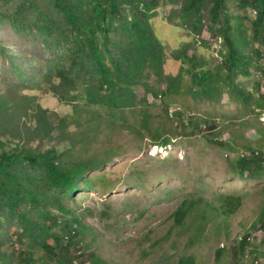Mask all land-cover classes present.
I'll use <instances>...</instances> for the list:
<instances>
[{
  "label": "rangeland",
  "instance_id": "1",
  "mask_svg": "<svg viewBox=\"0 0 264 264\" xmlns=\"http://www.w3.org/2000/svg\"><path fill=\"white\" fill-rule=\"evenodd\" d=\"M229 6L236 39L254 62L251 75L241 76L237 82L257 99L264 95V64L254 53L257 45L252 40L251 25L255 15L251 9L239 8L235 1ZM180 9L181 0L162 3L151 20L167 55L191 45L190 54L196 53L199 64L216 71L225 51L222 40L207 31L195 35L180 19ZM8 10L2 7L4 13ZM204 13L208 21V11ZM19 27L8 17L0 20V104L9 109L13 130L21 127L17 140L12 136L6 142L14 148L41 151L57 146L62 152L72 144L68 135L55 130L49 138L34 136L29 131L34 127L31 114L42 108L55 125L75 114L84 123L91 117L87 112L98 108L86 105L81 79L65 101L54 94L60 83L57 69L71 65L61 36L42 35L27 23ZM183 67L168 57L165 73L177 75ZM184 79L191 82L186 74ZM145 82L155 90L162 88L155 77ZM136 93L139 98L147 97L151 130L170 137L171 144L153 145L150 134L140 127L132 112L113 115L98 109L100 130L90 134L84 145H77L73 155L109 160L101 170L89 173L90 185L81 183L73 198L64 202L69 213L49 207L54 216L64 221L77 216L87 226L80 236L81 244L72 248L74 254L79 253L76 262L91 264L99 258L106 264H178L180 258L193 256L195 264H264V229L258 221L264 208V176L259 180L241 178L233 170L239 157L250 155V148L264 153V111L253 103L245 105L227 92L215 102L198 101L184 92L169 101L167 112L164 99L147 95L143 85L136 88ZM75 104L82 109L76 111ZM142 109L145 107L139 111ZM180 117L192 118L193 125L188 129L178 126ZM72 121L68 118L71 133L83 131V126ZM211 140L227 143L228 147ZM228 197L239 199L236 211L231 215L207 213L202 227L198 216L201 206L208 202L220 208ZM184 201H192L195 207L185 224L176 227L172 215ZM30 214L42 223L46 221L36 212ZM62 225L61 221L53 232L62 233ZM20 234L17 218L0 216V264H22L26 252L32 254L36 264H43L42 250L22 240ZM246 234L250 245L241 253L239 242ZM48 264L55 263L48 258Z\"/></svg>",
  "mask_w": 264,
  "mask_h": 264
},
{
  "label": "trees",
  "instance_id": "2",
  "mask_svg": "<svg viewBox=\"0 0 264 264\" xmlns=\"http://www.w3.org/2000/svg\"><path fill=\"white\" fill-rule=\"evenodd\" d=\"M176 1L0 0V20L8 17L15 27L27 23L42 35L61 36L71 61L69 68L57 69L56 77L60 83L55 87L54 94L61 101L67 99L71 88L81 79L87 106L107 110L113 115L132 112V117L138 118L135 119L140 127L150 134L153 145L166 147L171 144L170 137L161 136L150 128L152 116L146 110L147 97L139 98L136 93V88L141 85L146 88L147 95L164 99L167 112L169 101L181 97L184 92L195 100L210 102L219 101L227 92L231 96L236 95L245 105L253 103L258 110L264 111V95L256 99L237 82L239 77L251 75L254 62L236 39L237 30L232 23L229 6L235 1L239 8L254 12L251 25L252 40L257 45L254 53L264 64V0H181L180 19L185 26L195 35L201 36L207 31L212 37L222 40L225 51L221 52L222 61L216 71L199 64L196 53L190 54L191 45L176 49L168 56L164 44L156 36L151 20L156 17L162 3ZM2 7L8 8V12L4 13ZM205 10L208 11V21ZM168 57L183 64L177 75L165 73ZM74 74L77 76L73 77ZM185 74L191 78L190 83L184 81ZM262 76L264 79V68ZM151 77H155L162 88L155 90L145 82ZM75 105L76 111L82 109L79 104ZM143 107L145 109L139 111ZM98 109L87 112L91 117L84 123L75 114L56 125L48 119L46 110L39 108L32 113L30 120L34 127L29 130L31 134L44 139L59 130L61 134L68 135L73 144L62 152L57 146L41 151L20 146L14 148L6 142L12 136L17 140L21 127L18 125L13 130L15 126L11 124L9 109L0 104V216L9 214L18 219L21 239L42 250L43 264H48V258L55 264H80L76 262L79 253L74 254L72 248L81 244L80 236L87 226L77 216L64 221L54 216L49 207L69 213L64 202L73 198L81 183L90 185L89 173L101 170L109 160L73 155L77 145H84L90 134L100 130L102 118ZM68 118L73 120V124L83 126V131L71 133ZM179 120L178 126L185 129L193 125L192 118L185 120L180 117ZM211 142L228 147L227 143L217 140ZM250 150V155H242L234 162L233 170L241 178L259 180L264 176V153ZM239 202V199L228 197L218 208L208 202L203 204V200L199 199V203L203 204L198 213L201 226L206 224L207 213L231 215ZM194 207L192 201H184L172 215L174 226L182 227ZM31 211L46 221L40 222L30 214ZM61 221L62 233H54L53 228ZM258 221L260 228L264 229V208ZM201 231V228L198 229V232ZM249 245L246 234L239 242V252L244 253ZM258 251L259 248L254 252ZM21 262L36 264L30 252L23 254ZM91 264L106 263L96 258ZM178 264H195V259L193 256L182 257Z\"/></svg>",
  "mask_w": 264,
  "mask_h": 264
}]
</instances>
